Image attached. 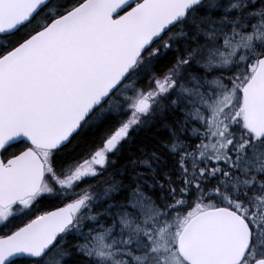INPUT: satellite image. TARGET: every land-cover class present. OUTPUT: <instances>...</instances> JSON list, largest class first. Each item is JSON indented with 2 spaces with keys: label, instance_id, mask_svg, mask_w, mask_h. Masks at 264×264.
I'll use <instances>...</instances> for the list:
<instances>
[{
  "label": "snow or ice",
  "instance_id": "snow-or-ice-1",
  "mask_svg": "<svg viewBox=\"0 0 264 264\" xmlns=\"http://www.w3.org/2000/svg\"><path fill=\"white\" fill-rule=\"evenodd\" d=\"M0 264H264V0H0Z\"/></svg>",
  "mask_w": 264,
  "mask_h": 264
}]
</instances>
